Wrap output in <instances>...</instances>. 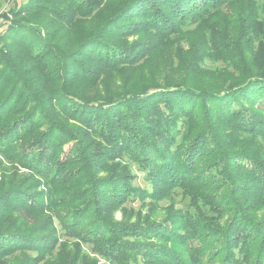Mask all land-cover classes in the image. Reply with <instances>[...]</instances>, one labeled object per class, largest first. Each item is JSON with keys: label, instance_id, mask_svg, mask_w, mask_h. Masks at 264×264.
<instances>
[{"label": "trees", "instance_id": "16d2710c", "mask_svg": "<svg viewBox=\"0 0 264 264\" xmlns=\"http://www.w3.org/2000/svg\"><path fill=\"white\" fill-rule=\"evenodd\" d=\"M0 21V264H264V2Z\"/></svg>", "mask_w": 264, "mask_h": 264}, {"label": "rangeland", "instance_id": "374dc122", "mask_svg": "<svg viewBox=\"0 0 264 264\" xmlns=\"http://www.w3.org/2000/svg\"><path fill=\"white\" fill-rule=\"evenodd\" d=\"M27 0H0V14L4 11H8L10 8H13L15 5L17 4H23L25 3ZM259 2H264V0H258ZM1 21H0V31H2L5 27L4 25H1ZM102 90H104L102 88ZM137 185H141L142 187H148V185L146 184L145 180H143V177L141 174H139V177L136 181ZM175 202H176V206L177 207H185L188 205L189 201L187 198H184L183 195L179 192L178 195L175 196ZM169 202L168 201H163L162 205L166 206L168 205ZM128 206H133L135 208L138 207V203H133V204H128ZM85 250L90 252L89 247H85ZM92 257H94L95 255L90 254ZM99 264H109L107 262H105L103 259L99 258Z\"/></svg>", "mask_w": 264, "mask_h": 264}]
</instances>
